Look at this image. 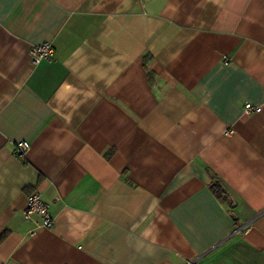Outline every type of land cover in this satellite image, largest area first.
Returning <instances> with one entry per match:
<instances>
[{
    "label": "crops",
    "instance_id": "crops-1",
    "mask_svg": "<svg viewBox=\"0 0 264 264\" xmlns=\"http://www.w3.org/2000/svg\"><path fill=\"white\" fill-rule=\"evenodd\" d=\"M0 264H264V0H0Z\"/></svg>",
    "mask_w": 264,
    "mask_h": 264
},
{
    "label": "built area",
    "instance_id": "built-area-1",
    "mask_svg": "<svg viewBox=\"0 0 264 264\" xmlns=\"http://www.w3.org/2000/svg\"><path fill=\"white\" fill-rule=\"evenodd\" d=\"M32 62L37 63L41 60H52L54 56V47L50 41H45L32 46L28 51ZM245 113L259 112L261 106L253 105L249 102L243 105ZM29 148L27 141H19L15 144L14 153L16 155L24 154ZM25 220H30L34 216L40 218V226L50 227L52 223V215L49 205L42 199L41 194L37 190L30 191L26 196V205L22 211Z\"/></svg>",
    "mask_w": 264,
    "mask_h": 264
},
{
    "label": "trees",
    "instance_id": "trees-1",
    "mask_svg": "<svg viewBox=\"0 0 264 264\" xmlns=\"http://www.w3.org/2000/svg\"><path fill=\"white\" fill-rule=\"evenodd\" d=\"M209 187L211 189V191L220 199L224 200L226 197V192L224 189V186L222 184V182L216 178V177H212V180L209 184Z\"/></svg>",
    "mask_w": 264,
    "mask_h": 264
}]
</instances>
